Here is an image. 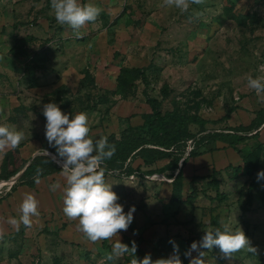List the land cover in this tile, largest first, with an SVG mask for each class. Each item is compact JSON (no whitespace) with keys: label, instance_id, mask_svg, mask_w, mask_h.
<instances>
[{"label":"rangeland","instance_id":"rangeland-1","mask_svg":"<svg viewBox=\"0 0 264 264\" xmlns=\"http://www.w3.org/2000/svg\"><path fill=\"white\" fill-rule=\"evenodd\" d=\"M81 2L103 11L80 29L77 38L70 27L56 22L51 0H0V124L24 132L17 148L0 150V264H124L129 255L104 260L118 239L129 247L135 240L138 257L150 254L153 260L169 257L173 240L182 264H189L184 253L191 243L200 241L209 226L222 223L240 226L257 251L241 250L226 259L214 247L205 252V264H264V179L257 181L247 207L251 178L241 172L235 176L226 166L213 173L217 164L194 158L184 165L180 160L183 177L177 191L169 172L144 178L107 174L124 211L135 206L127 231L111 240L90 242L78 230V222L63 213L59 201L63 192L58 191L51 197L57 199L55 208L33 217L31 227L21 225L17 230L7 222L19 214L2 202L21 180L16 179L10 189L2 182L13 176L3 179V173L22 169L43 150L52 155L41 156L53 160L55 155L45 137L43 105L48 102L72 116L86 112L90 136L96 140L119 138L143 127L151 116L146 100L154 98L162 114L179 112L192 135L169 149L155 148L183 157L190 152L200 156L208 149L224 151L228 147L224 143L208 145L209 137L249 126L257 120L256 112L264 109V96H257L247 84L248 76H264V0H205L202 5L191 4L186 12L165 6L164 0ZM238 134L249 138L232 151L230 166L242 167L236 150L249 155L258 148L259 168L264 170V123ZM54 161L61 172V164ZM167 163L162 159L146 167L136 159L131 167L151 172ZM216 189L225 195L224 201L215 199Z\"/></svg>","mask_w":264,"mask_h":264},{"label":"clouds","instance_id":"clouds-1","mask_svg":"<svg viewBox=\"0 0 264 264\" xmlns=\"http://www.w3.org/2000/svg\"><path fill=\"white\" fill-rule=\"evenodd\" d=\"M205 0H164L165 6L175 7L181 12L188 11L191 4L202 5ZM55 20L60 25L70 27L77 38L80 29L88 22H95L103 9L93 3H82L81 0H51ZM248 87L257 96H264V76L247 77ZM43 115L46 119L45 137L48 145L55 148L53 160L61 164V174L65 177L66 186L63 188V213L72 221H77L78 230L93 243L111 240L118 237L120 231H127L133 221L135 206L124 211L123 205L118 203V195L112 190L113 184L105 179L106 168L104 162L115 154L114 144H110L106 136L94 140L90 136L88 114L79 112L72 116L61 111L54 102L43 105ZM71 116V118H70ZM24 140V132L15 126L0 124V150L17 148ZM51 156L46 150L43 153ZM57 157L59 159L57 160ZM264 179V170L257 173V180ZM39 183V176L36 178ZM60 185L50 186L52 191ZM39 201L31 193H26L20 205L18 218L8 219V223L19 230L20 226L31 227L33 217L40 215ZM200 241H193L184 253L189 258V264H205L204 256L207 250L218 248L226 259L241 250L256 253L251 241L242 228H234L229 223H222L219 227L209 226L203 231ZM134 235L138 232L134 231ZM3 233L0 232V239ZM173 253L167 258L153 260L150 254L137 259V244L131 241V247L121 243L120 239L112 245L111 251L105 253V261H114L125 255L132 257L130 264H182L179 248L175 241ZM196 255L193 256L192 253Z\"/></svg>","mask_w":264,"mask_h":264},{"label":"trees","instance_id":"trees-1","mask_svg":"<svg viewBox=\"0 0 264 264\" xmlns=\"http://www.w3.org/2000/svg\"><path fill=\"white\" fill-rule=\"evenodd\" d=\"M146 103L151 110V116H147V118L144 119L143 127L141 126L137 130L131 129L133 132L131 130L125 131L120 135L119 138H116L114 135H110L107 138L110 144L115 145L116 151L111 159L104 162L106 175L112 173L114 174L113 176L124 175L125 177H135V174H137V176L144 178L145 176L154 174L156 172H169L172 174L171 176L173 178L171 182L173 190L177 191V189L182 184L183 177L181 169L177 172L180 160L183 159L182 165H184L189 158H195L198 155L194 152H190L188 156L183 157L178 156L175 151H161L155 147L169 149L168 147H170L176 141L190 139L192 135L187 131L188 121L177 111H171L162 114L160 110V104L154 98H147ZM255 115L257 120H253L251 122L252 124L249 126H241L235 129L229 128L228 132L231 131V133L224 134L223 132H215L209 137V142L207 144L214 145L216 142H221L226 144L229 148L235 150L238 144L243 143L249 138L248 136L239 135L238 133L246 134L250 130H256L264 123V109L259 110ZM139 131H142V133L136 134ZM143 133L149 135V138H146ZM257 136L258 133L256 132L252 138H256ZM236 153L242 161V167H232L229 165L226 168H231L235 176L239 175L241 172V174L244 173L249 178H251L246 191V206L250 207L253 200V188L258 181L257 173L260 171L259 150L258 148L254 149L249 155H243L239 150H236ZM136 159H140L143 165L146 167L150 166L155 161L162 159L167 160L168 163L160 170L140 172L139 170H134L131 167V163ZM3 168L5 170V166H3ZM18 171V169H12L8 172H4L3 179H8L11 176L14 177ZM54 173H57V165L53 160L41 155L36 156L21 174L20 186L24 185L26 187L33 188L37 176H39L40 180ZM213 173H219V171H214ZM259 181L263 182L262 179ZM212 182L214 187L218 188V183L215 180H212ZM261 194L264 196V189L262 190ZM225 198L226 197L224 194L219 193L218 190L216 191L215 199L217 201L222 202L225 200ZM136 257L137 259H141L138 257L137 253ZM131 259L132 257L128 256L124 264H130Z\"/></svg>","mask_w":264,"mask_h":264},{"label":"crops","instance_id":"crops-1","mask_svg":"<svg viewBox=\"0 0 264 264\" xmlns=\"http://www.w3.org/2000/svg\"><path fill=\"white\" fill-rule=\"evenodd\" d=\"M2 151V150H1ZM233 149L232 148H225L224 151H216V152H210L206 150L202 155L194 158V160H198L199 163L204 162L207 163L209 161L210 165L217 164L215 167V171H220L222 170L225 166H229L231 162H229V159H234L235 156L232 154ZM7 151L3 152L2 159L4 158V154H6ZM231 152V153H230ZM228 153V155H227ZM35 155L31 156V158L28 160L26 164L29 162L31 163L32 159L34 158ZM20 157L21 159H24L21 152H20ZM36 157V156H35ZM2 161V160H1ZM24 165V167L26 166ZM2 162L0 163V169H1ZM23 167V168H24ZM225 167V168H226ZM237 167V166H233ZM22 168V169H23ZM22 169H18V173L22 171ZM17 173V174H18ZM16 174V175H17ZM15 175V176H16ZM39 183L34 184L33 188H29L26 186H18L14 192L11 193V195L7 198L6 201H3V206L6 208H11L10 210L12 212L18 213L20 215L19 209L20 205L23 201V193H31L35 196V198L39 201L38 205V211L39 213H47L51 212L55 208V204L57 203V199L54 200L52 197L53 192H63V188L66 186L65 183V177L61 174V172L54 173L52 175L46 176L42 179L39 180ZM59 184L60 187L57 188L55 191H52L50 186L53 184ZM171 183V182H170ZM24 194V196H25ZM64 195V193H63ZM253 195V194H252ZM59 198V196H56ZM59 201L63 202V197L62 199L59 198ZM5 203V204H4Z\"/></svg>","mask_w":264,"mask_h":264},{"label":"bare ground","instance_id":"bare-ground-1","mask_svg":"<svg viewBox=\"0 0 264 264\" xmlns=\"http://www.w3.org/2000/svg\"><path fill=\"white\" fill-rule=\"evenodd\" d=\"M16 179H17V175L14 176L13 178H10V179L7 180V181H3V182H2V183H4L3 186H5V185H7V184H12V183L16 182Z\"/></svg>","mask_w":264,"mask_h":264},{"label":"water","instance_id":"water-1","mask_svg":"<svg viewBox=\"0 0 264 264\" xmlns=\"http://www.w3.org/2000/svg\"><path fill=\"white\" fill-rule=\"evenodd\" d=\"M38 155H40V154H38ZM35 156H37V155H35ZM34 156V157H35ZM183 161V159L181 160V162ZM29 164H30V162L28 163V164H26V166L22 169V171L21 172H19L18 174H17V179L21 176V174L25 171V169L29 166ZM180 169H178V171H179ZM177 171V172H178Z\"/></svg>","mask_w":264,"mask_h":264},{"label":"built area","instance_id":"built-area-1","mask_svg":"<svg viewBox=\"0 0 264 264\" xmlns=\"http://www.w3.org/2000/svg\"><path fill=\"white\" fill-rule=\"evenodd\" d=\"M41 155H44V154H41ZM54 161V160H53ZM55 162V161H54ZM133 178H134V176H132ZM15 184V182L14 183H12V184H7V186L11 189V187L13 186ZM6 186V185H5Z\"/></svg>","mask_w":264,"mask_h":264}]
</instances>
